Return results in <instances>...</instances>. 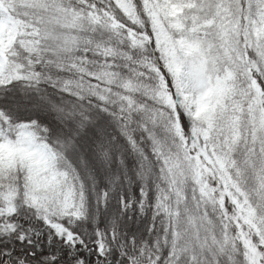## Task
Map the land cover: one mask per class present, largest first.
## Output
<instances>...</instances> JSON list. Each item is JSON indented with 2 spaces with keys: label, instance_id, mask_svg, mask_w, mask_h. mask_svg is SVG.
<instances>
[{
  "label": "snow or ice",
  "instance_id": "6c2138e0",
  "mask_svg": "<svg viewBox=\"0 0 264 264\" xmlns=\"http://www.w3.org/2000/svg\"><path fill=\"white\" fill-rule=\"evenodd\" d=\"M0 264H264V0H0Z\"/></svg>",
  "mask_w": 264,
  "mask_h": 264
}]
</instances>
